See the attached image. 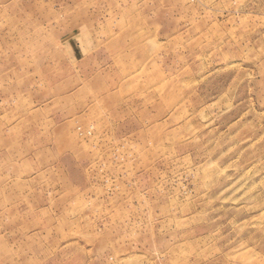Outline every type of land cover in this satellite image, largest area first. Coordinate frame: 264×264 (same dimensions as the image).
Segmentation results:
<instances>
[{"label": "rangeland", "instance_id": "obj_1", "mask_svg": "<svg viewBox=\"0 0 264 264\" xmlns=\"http://www.w3.org/2000/svg\"><path fill=\"white\" fill-rule=\"evenodd\" d=\"M0 264H264V0H0Z\"/></svg>", "mask_w": 264, "mask_h": 264}]
</instances>
